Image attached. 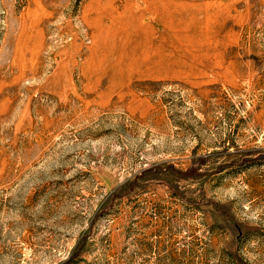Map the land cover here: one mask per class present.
<instances>
[{
	"label": "rangeland",
	"instance_id": "obj_1",
	"mask_svg": "<svg viewBox=\"0 0 264 264\" xmlns=\"http://www.w3.org/2000/svg\"><path fill=\"white\" fill-rule=\"evenodd\" d=\"M150 1L0 0V264H264V0H171L178 66L111 88L96 9Z\"/></svg>",
	"mask_w": 264,
	"mask_h": 264
},
{
	"label": "bare ground",
	"instance_id": "obj_2",
	"mask_svg": "<svg viewBox=\"0 0 264 264\" xmlns=\"http://www.w3.org/2000/svg\"><path fill=\"white\" fill-rule=\"evenodd\" d=\"M158 1H160L164 6L163 12L165 13L166 22L168 24V31H163L159 35V39L157 41L153 40V34L155 32L152 29H149L141 24L137 17L131 16V13L129 12L130 9L129 11H124L123 9L117 10L112 8L96 9L95 20L99 27V35L102 39L103 50L109 51L110 49H112V47L107 44L108 42L106 40V37L108 36L110 31L117 33L124 40L123 44L117 45L120 50L117 49L118 57L115 58L114 64L120 63L121 66L112 68L113 73L111 84L109 87L115 88L122 85L125 80L133 74H138L139 76V74H156L165 72L169 73L171 69H173L175 66H178L177 63L179 60L177 59H179L180 55L179 57L175 56L174 51H172V53L170 54L166 51L165 48V43L167 41L172 43L174 49V47L176 48V44H173V39H175L176 43L182 40L181 36H183V34L181 30L178 29V25H180L181 22H179V19L176 20L177 17L175 18L174 14V7L176 4L174 5L171 0H151L150 2H152L153 4ZM212 12H209L210 17L211 15H213ZM112 14H116L118 16L116 18V29H110L108 25L102 24L101 22L102 19L108 16H112ZM118 29L122 31H118ZM180 50L181 49H179L178 51ZM101 57H103V55H97L94 61H99ZM94 69L98 70L96 66H94ZM175 71H178V69H176Z\"/></svg>",
	"mask_w": 264,
	"mask_h": 264
}]
</instances>
